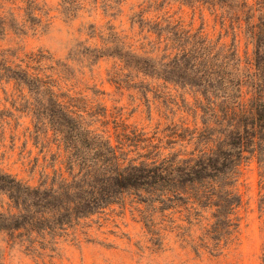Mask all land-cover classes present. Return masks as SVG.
<instances>
[{
	"label": "trees",
	"instance_id": "obj_1",
	"mask_svg": "<svg viewBox=\"0 0 264 264\" xmlns=\"http://www.w3.org/2000/svg\"><path fill=\"white\" fill-rule=\"evenodd\" d=\"M80 1L86 0H63V7L73 11ZM174 1L210 11L232 32V43L186 28L168 11L148 18L152 4L131 16L132 28L147 32L141 39L111 24L102 34L92 24L88 35L101 43L78 41L69 53L86 66L113 59L108 76L118 90L167 101L173 90L191 95L192 101L181 98L194 123H173L163 135L115 119L113 139L93 124L107 108L62 91L55 77L60 63L49 53L0 48V83L14 84L16 110L31 117L35 145L42 153L57 148L44 165L52 171L44 169L38 185L0 169V193L15 209L0 213V231L44 248L87 235L104 214L131 205L153 236L169 223L194 249L214 254L237 240L243 165L255 160L264 179V0ZM124 2L101 0L107 14ZM50 12L44 0H0V37L37 32ZM239 36L251 47L245 56Z\"/></svg>",
	"mask_w": 264,
	"mask_h": 264
},
{
	"label": "rangeland",
	"instance_id": "obj_2",
	"mask_svg": "<svg viewBox=\"0 0 264 264\" xmlns=\"http://www.w3.org/2000/svg\"><path fill=\"white\" fill-rule=\"evenodd\" d=\"M44 1L51 12L38 31L27 34L9 31L0 37V48L49 53L60 63V66L56 64L55 77L62 91L70 89L72 93H81L89 101L96 100L107 108V116L93 123L95 128L109 131L115 139V119H123L129 126L144 129L149 135L155 132L163 135L164 129L181 120L194 123L192 115L184 112L181 98L185 95L192 101L191 95L173 90L167 101L164 97H154L153 93L146 99L134 90H118L108 76L114 66L113 59L105 58L86 66L81 57L69 60V53L78 41L93 47L101 43L97 36L88 35L92 24L102 34L111 24L133 36L135 41L141 39L147 32H141L138 26L132 28L131 16L152 4L146 17L155 19L168 11L186 28L201 30L214 41L230 45L232 32L222 27L210 11L174 0H125L121 7L107 14L101 0L98 5L96 0H86L68 12L63 0ZM156 2L161 7L165 4L164 8L156 9ZM237 44L242 56L251 52L244 37L239 36ZM94 91L99 92L95 95ZM13 92L14 84L0 83V169L38 185L44 169L52 171L50 166H45L50 162L51 152H57V148L51 145L50 153H42L41 147L35 145L31 136L32 119L16 110ZM238 188L243 202L238 211L241 220L237 240L219 254L194 249L193 243L181 237L178 230L171 231L169 223L163 225L165 230H157L159 236H153L139 212L127 205L126 209L116 207L104 214L87 235L63 237L47 244L45 249L31 246L22 237L15 238V231H0V264H264V179L255 160L243 165ZM9 211L15 212V209L9 198L0 193V213Z\"/></svg>",
	"mask_w": 264,
	"mask_h": 264
}]
</instances>
